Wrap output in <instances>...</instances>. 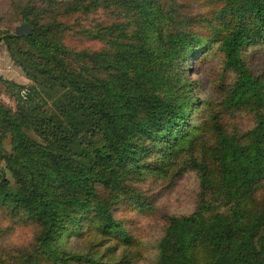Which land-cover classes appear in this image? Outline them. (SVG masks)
<instances>
[{"label":"trees","instance_id":"trees-1","mask_svg":"<svg viewBox=\"0 0 264 264\" xmlns=\"http://www.w3.org/2000/svg\"><path fill=\"white\" fill-rule=\"evenodd\" d=\"M103 11L111 23L82 26ZM17 21L31 33L2 40L20 66L30 61L32 85L15 115L0 105V138L10 137L9 151L0 140V264H134L123 214L151 204L137 184L187 170L198 204L166 216L156 264H264V70L253 65L264 0H0L2 27ZM76 30L101 46L69 47ZM214 47L234 74L223 101L255 119L241 135L192 122L179 70ZM20 231L31 245L9 244ZM72 237L88 243L67 249Z\"/></svg>","mask_w":264,"mask_h":264},{"label":"rangeland","instance_id":"rangeland-1","mask_svg":"<svg viewBox=\"0 0 264 264\" xmlns=\"http://www.w3.org/2000/svg\"><path fill=\"white\" fill-rule=\"evenodd\" d=\"M69 2L70 0H62ZM166 1V0H163ZM193 3V9L196 10V4ZM104 15L96 14L92 15L86 20L80 21L82 26L94 24L95 22H104L109 24L110 20L107 18V12ZM178 13V12H177ZM179 14H177L178 17ZM15 16L12 17V19ZM184 18H186L184 16ZM98 22V23H99ZM20 21L13 22L12 25L7 28L2 27L0 23V105L10 111L11 115H15L17 112V103L22 97L30 95V86L32 81L28 75V69L30 71V61L26 62V68L20 66L21 62L16 55L13 47L7 45L2 40L3 32L14 31V28L20 25ZM73 23V22H72ZM78 27H73V30ZM73 36L67 39V45L74 49H97L101 45L98 42L84 41L80 39L79 31L71 32ZM263 47L254 48L255 58L253 65L256 67V73H260L264 70V52L259 50ZM30 49V48H29ZM251 50H249L250 52ZM248 53V52H247ZM34 51L30 50V55H33ZM25 56V55H23ZM248 55L244 57H248ZM201 59H190L183 66L181 65L179 72L183 74L185 80L192 85L191 98L192 102L196 106V111L193 113L192 122L196 123L198 127H202L207 130V133L212 131L214 123L222 124L223 131L227 134L235 133L241 135L246 131L254 127V116L246 111H234L227 107L226 101H223V95L226 87L234 79V74L225 71L223 54L215 47L208 53L200 56ZM24 58V57H23ZM25 59V58H24ZM256 76V75H255ZM8 82V84H6ZM11 84L24 87L21 91L15 88H10ZM197 113H199L197 115ZM1 132V130H0ZM29 137L39 141L30 131L26 133ZM211 134V133H210ZM2 134H0L1 136ZM5 140L0 138L1 143L7 151L10 150L9 135L4 134ZM203 142L205 139L203 137ZM186 159V158H185ZM184 159V160H185ZM179 169H186L188 165L179 161ZM7 170L5 169V163L0 162V177L5 176ZM9 177V176H8ZM11 190L15 192L14 180H11ZM141 193L146 199H151L149 208L142 207L140 213L138 210L132 209L123 214V222L126 227V231L135 242V246H132L129 251L134 255V264H156L157 261V248L160 240L162 239L168 221L166 216L182 217L191 214L197 204V194L199 191V182L197 179V173L195 171L189 172L187 170L179 178L174 180L173 183L166 180L153 177L148 178L141 184H137ZM264 194V186L260 190ZM141 199H143L141 197ZM224 211V209H222ZM33 235L31 232L20 231L9 239V244L12 246L27 245L30 239V245L32 244ZM27 241V242H25ZM23 242V243H22ZM87 241L82 238H69L66 239V248L73 251H80L87 245ZM122 249L119 248L117 254Z\"/></svg>","mask_w":264,"mask_h":264},{"label":"water","instance_id":"water-1","mask_svg":"<svg viewBox=\"0 0 264 264\" xmlns=\"http://www.w3.org/2000/svg\"><path fill=\"white\" fill-rule=\"evenodd\" d=\"M16 35H29L31 33V28L27 24H21L15 27Z\"/></svg>","mask_w":264,"mask_h":264}]
</instances>
